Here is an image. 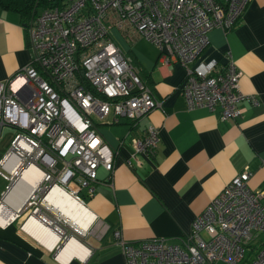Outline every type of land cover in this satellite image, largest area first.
<instances>
[{"label": "built area", "instance_id": "built-area-1", "mask_svg": "<svg viewBox=\"0 0 264 264\" xmlns=\"http://www.w3.org/2000/svg\"><path fill=\"white\" fill-rule=\"evenodd\" d=\"M247 1L67 0L61 6L38 8L22 23L28 61L0 81V137L3 128L11 131L0 156V175L6 180L0 211L7 209L5 193L24 167L31 164L40 175L5 222L19 219L23 230V221L34 215L59 235L52 250L56 249L66 236L64 226L69 225L50 216L53 213L43 203L46 192L57 185L83 205L79 191L93 192L97 167L107 172L106 179L110 177L122 143L118 139L110 147L94 123H112L118 117L135 120L159 105L135 75L129 57L109 40L110 26L129 40L134 34L142 36L156 47L161 63L173 61L182 67L179 91L186 108H217L219 118L225 119L239 113V101L255 103L254 95L239 91V71L229 52L223 64L213 58L196 60L207 43L206 31L230 29ZM157 141L156 127L147 123L140 137H129L130 150L121 162L139 166L138 154L151 156ZM249 175L244 167L224 183L177 243L160 236L126 241L113 230L124 264H213L217 260L263 264L264 242L242 261L251 232L264 228L263 191L248 187ZM93 220L84 231L73 228L68 235L80 241ZM90 230L98 236L103 229Z\"/></svg>", "mask_w": 264, "mask_h": 264}, {"label": "crops", "instance_id": "crops-1", "mask_svg": "<svg viewBox=\"0 0 264 264\" xmlns=\"http://www.w3.org/2000/svg\"><path fill=\"white\" fill-rule=\"evenodd\" d=\"M22 23L17 12L0 8V81L29 59ZM206 36L207 43L196 60L213 58L223 64L224 54L229 52L239 71V91L254 95L256 103L241 100L237 103L240 113L222 120L216 109L186 108L179 91L182 67L173 61L161 63L156 47L142 36L134 34L129 40L121 30L110 26L109 40L130 57L141 81L160 103L133 127L125 119L94 123L95 131L110 147L116 146L118 139L122 141L110 177L106 179L107 172L97 167L93 192L80 193L83 206L94 219L91 227L103 230L98 236L79 237L85 247L83 256L60 259L58 252L53 256V247L21 230L20 220L5 222L9 220L5 216L0 220V264H124L113 230L131 242L152 236L177 242L189 232L191 220L209 198L244 166L251 171L248 186L264 191V0H249L230 29L213 27ZM147 123L157 129L154 153L149 157L139 155L141 165L130 168L121 162L128 156V135L140 134ZM0 180L1 193L6 180L1 175ZM28 185L22 187L23 191L29 187L25 194L31 187ZM261 201L264 204V194ZM3 205L14 208L5 199ZM263 240L264 229L252 236L251 249ZM250 251H246V257Z\"/></svg>", "mask_w": 264, "mask_h": 264}, {"label": "bare ground", "instance_id": "bare-ground-1", "mask_svg": "<svg viewBox=\"0 0 264 264\" xmlns=\"http://www.w3.org/2000/svg\"><path fill=\"white\" fill-rule=\"evenodd\" d=\"M247 2L244 4V6H243L241 12L239 13V15L237 16V18L232 22L231 26L237 21L238 18H240V15H241V13H242L245 5L247 4ZM215 109L217 111V116H218V109L217 108H214V109H212L210 111H213ZM239 113H240V111H239ZM238 114H236V115H238ZM144 115L145 114L139 116L135 120H131V119L126 118V117H118V119L115 122H117L119 119H125V120L128 121V125L133 127L139 121V119H141ZM235 116H233V117H235ZM233 117H227V118H233ZM227 118H225V119H227ZM218 119H220L219 116H218ZM141 134H142V131L138 135L137 134H130V135H128V139H129L130 136L140 137ZM128 144H129V142H128ZM155 147H156V145H155ZM155 147H154V150H155ZM129 150H130V147H129ZM153 153H154V151H153ZM139 155H141V154H138V158H139ZM140 165H141V160H140ZM139 166H134V167H139ZM134 167H130V168H134ZM244 167H246V166H244ZM243 168L240 171H242ZM246 169L249 170L248 167H246ZM240 171H238L237 173H239ZM39 175H40L39 174V171L33 165L29 164L26 167H24L23 170L21 171V173L18 175L17 179H15L12 182L11 186L16 181L17 182L12 187L11 186L9 187V189L10 188L11 189L10 190L9 189L7 190V192L9 191L8 193L7 192L5 193V196H4L5 197L4 198L5 201L8 202V203H11L14 208H18L19 205L21 204L22 200H23V197L25 196L24 195L25 194V191L29 188L28 187L26 190L23 191L22 190V187H24V183L29 184L28 186H33L35 184V182L38 180ZM95 175H96V170H95ZM250 175H251V171H250ZM247 181H248V179H247ZM253 191H257V190H253ZM18 193H19V197L16 198L15 196L18 195ZM263 194H264V191L261 194V196ZM261 196H260V201H261ZM45 197H46V199H45ZM43 199H44L43 203L46 206H48L49 210L54 214V216L56 218H63V219H65L67 221V223H68V225H69L70 228H72V229L74 228V229H77L79 231H84L87 228V226H88V224H89V222H90V220L92 218L91 213L80 202H78L75 199H73V197L71 195H69L66 190H63L62 188H60L57 185H52L50 187V189L46 192V194H45V196H44ZM15 200H18L17 201L18 203H16ZM261 203H262V201H261ZM0 210H1V207H0ZM12 213H13V211H11V209H5L3 212L0 211V220L3 221L5 219V216H8V215L11 216ZM22 228H23V230L25 232L28 231L40 243L46 245L49 248H52L53 245H54V243L59 238V235H57L56 233H54L51 230L50 226H48L47 224H45V223L37 220L36 217L34 215H32V214L28 215L26 217V219L23 221ZM262 230H259V231H262ZM259 231H253V232H251V235H250L249 239L244 244V252H243L242 261H247L248 259H250V257L252 256V254L254 253V251L257 249V247L260 246L264 242V240L261 241L253 249H251V247H250L249 241L251 240L252 236L255 233L259 232ZM180 238L181 237H179V239ZM179 239H178L177 242H179ZM169 242H171V241H169ZM177 242H174V243H177ZM246 251H250V254L247 255L248 257L245 256ZM55 252L56 253L58 252L57 253V256L58 257L57 258H60V259L61 258H68V257H70L72 255H74V256L75 255L83 256V254L85 253V247L78 241V239L75 236H73V235H66L65 238L63 240H61V244H59L56 247ZM55 252H54V254H55ZM217 261H219V260H217Z\"/></svg>", "mask_w": 264, "mask_h": 264}, {"label": "trees", "instance_id": "trees-1", "mask_svg": "<svg viewBox=\"0 0 264 264\" xmlns=\"http://www.w3.org/2000/svg\"><path fill=\"white\" fill-rule=\"evenodd\" d=\"M65 1L67 0H0V8L17 12L21 17V20L25 22L28 18L32 16V14L38 8L47 7V6H61L63 3H65ZM238 20L239 18L235 23H237ZM135 75L141 81V78L138 72L136 71V69H135ZM141 83L145 85L143 81H141Z\"/></svg>", "mask_w": 264, "mask_h": 264}, {"label": "rangeland", "instance_id": "rangeland-1", "mask_svg": "<svg viewBox=\"0 0 264 264\" xmlns=\"http://www.w3.org/2000/svg\"><path fill=\"white\" fill-rule=\"evenodd\" d=\"M11 132L10 129L8 128H4L3 129V134L2 136L0 137V152L4 150V148H6V145H7V135L8 133ZM2 138V139H1ZM2 184L3 182L0 180V188H2ZM3 190H4V186H3ZM83 191H79V193H82ZM83 197V196H82ZM50 216L52 218H55L54 214H50ZM19 221V219H18ZM64 229H65V234L68 235L73 229L70 228L69 226H64ZM72 229V230H71ZM90 229H93L92 227L89 228V230L87 231V234H86V237L87 236H91L92 235V231ZM203 237H205V234L203 232L200 233ZM214 264H227V263H224L222 261H216Z\"/></svg>", "mask_w": 264, "mask_h": 264}, {"label": "water", "instance_id": "water-1", "mask_svg": "<svg viewBox=\"0 0 264 264\" xmlns=\"http://www.w3.org/2000/svg\"><path fill=\"white\" fill-rule=\"evenodd\" d=\"M19 223H20V221H19ZM55 250H56L55 248L52 250L53 256H54V252H55Z\"/></svg>", "mask_w": 264, "mask_h": 264}]
</instances>
